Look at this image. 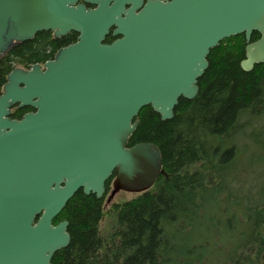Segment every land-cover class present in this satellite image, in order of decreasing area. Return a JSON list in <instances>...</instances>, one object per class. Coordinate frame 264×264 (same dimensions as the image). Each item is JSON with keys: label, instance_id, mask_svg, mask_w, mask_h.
I'll use <instances>...</instances> for the list:
<instances>
[{"label": "water", "instance_id": "1", "mask_svg": "<svg viewBox=\"0 0 264 264\" xmlns=\"http://www.w3.org/2000/svg\"><path fill=\"white\" fill-rule=\"evenodd\" d=\"M84 1L97 8L0 0V56L39 32L79 34L44 67L15 69L0 97V264H52L71 241L68 222L54 220L78 191L101 199L115 176L110 202L155 185L162 154L129 147L134 120L147 106L172 119L181 98L198 95L223 40L245 36L244 71L264 64V0ZM13 105L36 111L11 120Z\"/></svg>", "mask_w": 264, "mask_h": 264}, {"label": "trees", "instance_id": "2", "mask_svg": "<svg viewBox=\"0 0 264 264\" xmlns=\"http://www.w3.org/2000/svg\"><path fill=\"white\" fill-rule=\"evenodd\" d=\"M51 39L43 31L14 48L0 84L13 62L54 60L75 37ZM245 48L240 35L212 49L198 95L181 98L172 119L150 106L140 111L129 147L157 146L164 174L149 191L112 205L114 176L101 199L78 191L54 220L68 222L71 241L52 264H264V64L244 71ZM183 235L189 243L176 248Z\"/></svg>", "mask_w": 264, "mask_h": 264}, {"label": "flooded vegetation", "instance_id": "3", "mask_svg": "<svg viewBox=\"0 0 264 264\" xmlns=\"http://www.w3.org/2000/svg\"><path fill=\"white\" fill-rule=\"evenodd\" d=\"M148 1H158V0H143V5H145ZM79 4H82V5H85L88 9H96L97 8V5L95 4H92V3H87L85 2L84 0H79L78 2ZM113 3V2H112ZM124 8L126 10H129L131 8H133V5L131 3H128L124 6ZM140 10V9H139ZM44 32H49L50 35H52V39L51 40H55V39H59V38H55L54 37V34L53 32L51 31H44ZM69 34H74V37H75V40L73 43H71L70 45L74 44L75 42H77L78 40V37H79V34L78 33H75V32H72V33H69ZM258 36L260 37V34L257 33ZM37 35V34H36ZM35 35V37H36ZM68 35V34H67ZM66 35V36H67ZM111 35V34H110ZM109 35V36H110ZM108 36V37H109ZM112 36V35H111ZM34 37V38H35ZM113 37V36H112ZM33 38V39H34ZM61 38V37H60ZM32 39V40H33ZM114 39L116 40L117 38L114 37ZM258 40V39H257ZM256 40V41H257ZM251 42H252V39H251ZM24 42L22 43H17V44H13L8 50H6V52L2 53L1 56H0V71H2V67L3 65L5 64V62H7V60H9V55L11 54V51L14 49V48H17L19 46H21ZM246 45H247V42H246ZM69 46V45H68ZM66 46V47H68ZM62 48H65V47H59L56 51V55L58 54V52L62 49ZM55 55V56H56ZM48 61H51V60H46L44 62H37V63H33V64H29L27 65L26 63H22L21 61H17L12 63V67L11 69L6 73L5 75V79L4 81L0 84V97L4 94V87L5 85L8 83V78L9 76L14 72L15 69H21V70H24V71H29L32 69V67L34 65H40L42 67H44L45 63H47ZM36 110L33 108V107H23V108H19L18 106H15L14 105L10 108V119L11 120H21L26 114H29V113H33L35 112Z\"/></svg>", "mask_w": 264, "mask_h": 264}, {"label": "rangeland", "instance_id": "4", "mask_svg": "<svg viewBox=\"0 0 264 264\" xmlns=\"http://www.w3.org/2000/svg\"><path fill=\"white\" fill-rule=\"evenodd\" d=\"M264 129V128H263ZM137 194H133V193H128V192H125V191H120L116 194V196L112 199V201L110 202V204L112 203H120L122 201H125V200H130L132 199L133 197H135ZM103 231H107L108 229V222L107 220H103L102 222V228ZM102 233V231H101ZM103 236V235H102ZM174 242H175V245L177 246L176 248H183V246L187 245L189 243V235H183L181 237H178L176 239H174ZM174 254H176L177 256H180V250L178 249ZM193 255H189V254H186V258L187 257H192ZM184 257V256H183ZM185 258V257H184ZM180 259V258H179ZM178 259V260H179ZM178 262V261H177ZM183 263V260H181L178 264H182ZM209 264V263H208Z\"/></svg>", "mask_w": 264, "mask_h": 264}]
</instances>
